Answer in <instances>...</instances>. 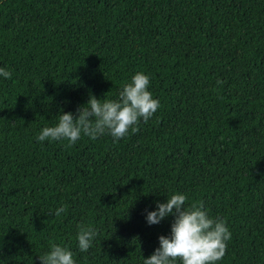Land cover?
Masks as SVG:
<instances>
[{
    "label": "trees",
    "instance_id": "16d2710c",
    "mask_svg": "<svg viewBox=\"0 0 264 264\" xmlns=\"http://www.w3.org/2000/svg\"><path fill=\"white\" fill-rule=\"evenodd\" d=\"M0 64V264H41L51 243L141 264L174 221L145 209L173 191L226 222L216 264H264V0H0ZM141 70L160 106L135 131L35 140ZM80 226L97 229L87 252Z\"/></svg>",
    "mask_w": 264,
    "mask_h": 264
},
{
    "label": "clouds",
    "instance_id": "9594fccd",
    "mask_svg": "<svg viewBox=\"0 0 264 264\" xmlns=\"http://www.w3.org/2000/svg\"><path fill=\"white\" fill-rule=\"evenodd\" d=\"M10 76L7 66L0 64V79L7 80ZM149 83L146 72L136 71L120 86L115 98H97L90 94L75 113L60 111L56 122L42 126L35 140H66L71 145L82 136L95 139L108 134L116 142L129 131H135L139 119L147 121L159 108L160 101L153 96ZM187 199L185 193L173 191L163 201H155L151 209H145L144 219L149 225L169 215L174 221L170 234L158 236V246L142 257L141 264H216L223 257L231 236L226 222L210 215L201 203H186ZM64 210L61 204L55 208L54 215L59 217ZM96 236L95 227H78L76 247L80 252H87ZM38 258L41 264H77L72 250L60 243H51Z\"/></svg>",
    "mask_w": 264,
    "mask_h": 264
}]
</instances>
